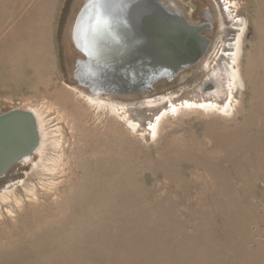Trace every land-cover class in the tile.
Listing matches in <instances>:
<instances>
[{
  "label": "rangeland",
  "instance_id": "obj_1",
  "mask_svg": "<svg viewBox=\"0 0 264 264\" xmlns=\"http://www.w3.org/2000/svg\"><path fill=\"white\" fill-rule=\"evenodd\" d=\"M83 1L0 0V112L35 109L45 132L0 178V264H264V0L200 2L227 27L199 63L106 103L72 77ZM238 35L232 109L169 108L228 99Z\"/></svg>",
  "mask_w": 264,
  "mask_h": 264
},
{
  "label": "water",
  "instance_id": "obj_2",
  "mask_svg": "<svg viewBox=\"0 0 264 264\" xmlns=\"http://www.w3.org/2000/svg\"><path fill=\"white\" fill-rule=\"evenodd\" d=\"M162 0H84L71 27L82 57L72 77L91 94L151 91L199 63L209 46L201 30ZM35 112L14 107L0 112V178L39 145Z\"/></svg>",
  "mask_w": 264,
  "mask_h": 264
},
{
  "label": "bare ground",
  "instance_id": "obj_3",
  "mask_svg": "<svg viewBox=\"0 0 264 264\" xmlns=\"http://www.w3.org/2000/svg\"><path fill=\"white\" fill-rule=\"evenodd\" d=\"M240 19H237L234 21L232 28H236V29H243V25L244 23L242 22H239ZM224 31H226V29H224ZM224 31L222 32L223 35H224ZM240 36L238 35L236 40H232V41H226L224 44H223V53L222 55L224 56V59L221 61V69L224 71V73L227 74L229 80H230V88H229V93H228V99L230 100L231 99V95H232V89L234 87V81H235V78L237 77V70L234 68V65L232 64L233 62V59H236V56H237V52L239 50V46H240ZM73 88L77 89L75 86H72ZM212 87V86H211ZM206 91H209L208 93L211 94L213 92V89H210L209 90H206ZM81 93V91H79ZM84 92V90L82 91ZM86 93L85 95L88 97L89 100L91 101H96L97 103H106L107 101L104 100L103 96L100 95V94H91V93H87V92H84ZM228 99H224L222 102L216 100V98H207V99H185V100H182V101H170L169 102V108L171 109H175L179 106H197V107H200V108H203V109H212V108H218L220 109L222 112H229L231 109H232V102L231 100L228 101ZM146 105H150V101L146 100ZM220 103V104H219ZM219 104V105H218ZM111 105V103H110ZM32 109V108H30ZM35 114H36V117H37V120H38V126H39V132H40V141H39V145L38 147L36 148L35 152L23 159L20 163L18 164H28V163H32L34 162L35 158L40 154L42 148H43V145H44V142H45V132L42 128V118L41 116L39 115V113L35 110V109H32ZM156 119L155 118V121L153 122L152 119H150L147 123H148V127L153 129L154 126L156 125L155 122H156ZM129 124L133 127L135 125H137V123L133 120L129 121Z\"/></svg>",
  "mask_w": 264,
  "mask_h": 264
},
{
  "label": "flooded vegetation",
  "instance_id": "obj_4",
  "mask_svg": "<svg viewBox=\"0 0 264 264\" xmlns=\"http://www.w3.org/2000/svg\"><path fill=\"white\" fill-rule=\"evenodd\" d=\"M165 2L172 10L181 13L186 21L193 25L206 24V26L201 30V32L209 38V46L206 53L210 50L212 39L209 36V32L212 31L215 27L218 28V31H224L226 25L224 22L216 24V19L214 18L213 11L209 8H204L199 10V3L204 0H162ZM231 27V25H228ZM221 32V33H222ZM205 53V55H206ZM204 55V56H205ZM212 86V87H211ZM214 87L213 83L209 82L204 86V89L209 90Z\"/></svg>",
  "mask_w": 264,
  "mask_h": 264
}]
</instances>
